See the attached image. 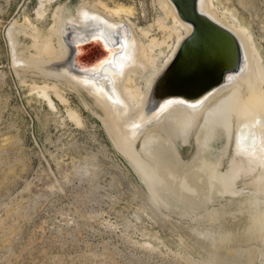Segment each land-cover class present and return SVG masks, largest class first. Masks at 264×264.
I'll return each mask as SVG.
<instances>
[{"label": "rangeland", "instance_id": "rangeland-1", "mask_svg": "<svg viewBox=\"0 0 264 264\" xmlns=\"http://www.w3.org/2000/svg\"><path fill=\"white\" fill-rule=\"evenodd\" d=\"M79 1L85 0H51L39 18L40 0H0V264H264L262 239L247 233L248 197L260 188L223 192L203 167L177 184L155 181L167 200L169 190L188 195L178 209L162 207L89 109L97 110L85 91L50 79L69 102L53 98L55 110L30 92L43 78L33 67L14 65L11 24L31 23L45 35L56 8L74 14ZM86 1L111 10L117 4L134 8L132 23L143 32L148 28L155 53L167 54L170 35L153 22L163 17L157 0ZM214 4L218 15H228L250 37L264 77V0ZM67 109L78 114L81 125L68 118ZM181 144L182 157L190 159L193 134ZM207 233H229L233 241L213 247Z\"/></svg>", "mask_w": 264, "mask_h": 264}, {"label": "bare ground", "instance_id": "bare-ground-1", "mask_svg": "<svg viewBox=\"0 0 264 264\" xmlns=\"http://www.w3.org/2000/svg\"><path fill=\"white\" fill-rule=\"evenodd\" d=\"M49 1L40 0L39 18ZM157 1L163 17L153 22L171 39L166 55L155 53L148 28L143 32L132 23L134 8L117 4L111 10L85 0L79 1L74 14L58 6L45 35L31 23L22 26L15 20L8 30L13 63L40 73L42 82L32 84L30 92L53 110V98L64 105L69 102L50 79L85 91L97 110L89 109L141 180L153 187L150 192L160 206L178 209L188 203V195L169 190L172 200H167L155 190V181L177 184L203 167L210 169L215 186L223 192L260 188L248 197L252 225L247 233L259 236L264 244V77L254 44L228 15H218L214 0H196L198 12L226 29L239 50L234 52L225 36L209 30L200 39H190L178 54L192 26L170 0ZM19 37L29 38L31 44L24 45ZM76 50L97 58L76 68ZM84 105L89 107L87 101ZM66 114L81 125L76 112L67 109ZM191 134L196 150L185 160L181 142L185 145ZM225 157L228 166L223 170ZM208 215L210 222L216 221L215 213ZM205 237L213 247L233 241L229 233Z\"/></svg>", "mask_w": 264, "mask_h": 264}, {"label": "water", "instance_id": "water-1", "mask_svg": "<svg viewBox=\"0 0 264 264\" xmlns=\"http://www.w3.org/2000/svg\"><path fill=\"white\" fill-rule=\"evenodd\" d=\"M195 1L196 0H170V2L174 5L176 12L181 17V19L183 21H186L192 26L191 34L180 47L178 54L179 52L182 51V49L189 42L190 39H200L204 35H206L209 32V30L214 31L219 35L225 36L226 39L228 40V44L232 47L233 51L237 52L239 50V43L236 41V39L232 35H230V33L226 29L215 24L214 22L203 16L201 13H199L195 5ZM90 54H91L90 52L85 53L80 50L75 52L73 59L75 67L79 68L78 65L80 63L81 64L92 63L97 57L96 55H94V57H88Z\"/></svg>", "mask_w": 264, "mask_h": 264}]
</instances>
